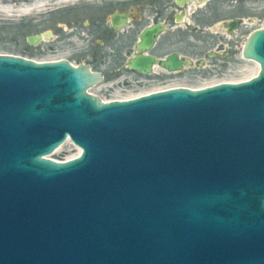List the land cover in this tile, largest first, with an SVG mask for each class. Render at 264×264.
Instances as JSON below:
<instances>
[{
    "label": "water",
    "instance_id": "95a60500",
    "mask_svg": "<svg viewBox=\"0 0 264 264\" xmlns=\"http://www.w3.org/2000/svg\"><path fill=\"white\" fill-rule=\"evenodd\" d=\"M243 56L248 81L103 103L87 67L0 55V264H264V29Z\"/></svg>",
    "mask_w": 264,
    "mask_h": 264
},
{
    "label": "flooded vegetation",
    "instance_id": "af4514ba",
    "mask_svg": "<svg viewBox=\"0 0 264 264\" xmlns=\"http://www.w3.org/2000/svg\"><path fill=\"white\" fill-rule=\"evenodd\" d=\"M140 1V18L128 10L112 11V13H126L129 16L128 23L122 29L115 30L110 21L107 22V28H102L100 23L94 26L96 52L91 53L89 63L87 61L77 63L76 55H72V61L75 63L62 57V39L65 37L61 35L58 36L60 40L58 47L52 46L46 52L50 55L59 54L55 59L66 60L76 66H85L91 71H95L94 64L98 66L95 72H117L116 86L125 92H137L141 89L151 91L165 86L179 85L177 83L180 81L204 80L205 83H218L227 77L238 75V69L244 60L241 54L236 57L239 38L234 40L233 35L235 36L240 25L242 26V20L234 18L227 21V16L215 14L211 7L212 12L208 17L206 16V20L197 19L198 11L210 0L203 3L201 0H194L185 3L184 6L178 5L176 0ZM198 25L204 31L198 32ZM157 29L159 33L151 46L139 52L141 35ZM50 33V39H54L55 34ZM123 33L125 36L119 35ZM242 41L244 43L241 39ZM38 46L34 48L37 49ZM138 58L144 63L147 62L150 67L148 73L132 69L133 62ZM230 67L236 70L234 75ZM124 72L131 76L123 77ZM102 76L105 80L104 73ZM110 90H114V87H110Z\"/></svg>",
    "mask_w": 264,
    "mask_h": 264
},
{
    "label": "rangeland",
    "instance_id": "374dc122",
    "mask_svg": "<svg viewBox=\"0 0 264 264\" xmlns=\"http://www.w3.org/2000/svg\"><path fill=\"white\" fill-rule=\"evenodd\" d=\"M34 0H0V55H10L22 57L36 62H44L57 58L59 54L50 55L46 51L52 46L59 45L58 36H64L62 39V57L72 61V55H76L77 63H84L91 60V53L96 52V38L94 35V26L100 23L102 28H107V22L113 10H128L135 13V16L140 18L141 15V1L140 0H112L110 1H93L81 2L75 6L66 4L59 6L56 4L58 0H49L50 5L44 11L38 12L32 16H16L8 17L6 12H10L16 7L26 4L29 5ZM39 1V0H38ZM130 2V4H126ZM215 14L227 16V21L234 18L242 20V26L233 37L234 40L239 38L237 45L236 57H239L241 51L242 40H245L248 35L255 29L264 27V0H210V2L203 6L197 13V19L206 20V16L212 12ZM204 29L197 26V31L201 32ZM45 32H52L55 34L54 39H49L39 44L38 48L30 46L27 43V38ZM126 34V33H125ZM87 35V36H83ZM120 36H125L119 34ZM237 36V37H236ZM95 38V39H94ZM70 45L68 47V44ZM75 61H72L75 63ZM95 71L98 66L93 64ZM231 68V67H230ZM254 68L251 63L243 62L239 67L240 74L236 77H227L225 79H239L249 74L250 70ZM232 75L236 72L233 68L230 69ZM94 71V72H95ZM104 73L106 79L102 86L93 90V93L100 99L105 101L116 100L124 98L129 95L139 94L147 90L128 91L117 88L116 73L110 71H97ZM123 77H130L128 73H122ZM124 80V79H123ZM122 80V83H123ZM211 80V79H209ZM204 80L196 81H180L179 85L187 87H201L206 84ZM210 83V82H209ZM115 84L114 86H112ZM114 87V90H110ZM122 88V86L120 87ZM78 150L72 144L66 145L62 150L53 155V160L64 161L76 156Z\"/></svg>",
    "mask_w": 264,
    "mask_h": 264
},
{
    "label": "bare ground",
    "instance_id": "6f19581e",
    "mask_svg": "<svg viewBox=\"0 0 264 264\" xmlns=\"http://www.w3.org/2000/svg\"><path fill=\"white\" fill-rule=\"evenodd\" d=\"M93 1H101V0H58L56 2V4L59 5V6H63V5H66V4H71V5L75 6L76 4H80L81 2H93ZM49 5H50L49 0H39V1L38 0H34L29 5L22 4V5L18 6V7H16L15 9H12L10 12L8 11V12H6L4 14H6L8 17L32 16V15L37 14L38 12L44 11L45 8L47 6H49ZM247 63H251V62H247ZM251 64L254 65V68L252 70H250L249 74L246 75L245 77H243V78H241L239 80H235V81L249 80V79H251V78H253V77H255L257 75L258 69H259L258 65L254 64V63H251ZM215 83H217V82H215ZM211 84H214V83H211ZM203 86H205V85H203ZM171 87H180V86H171ZM171 87H169V88H171ZM156 90H161V89H156ZM156 90H154V91H156ZM141 94L143 95L144 93H140L138 95H130V96H127V97H124V98H119V100L131 99V98L140 96ZM68 144H70V143L65 144L56 153H58L60 150H62ZM76 149L78 150V153L74 157L79 156V154L81 153L80 149H78V148H76Z\"/></svg>",
    "mask_w": 264,
    "mask_h": 264
}]
</instances>
